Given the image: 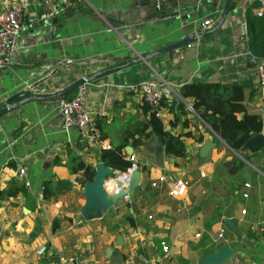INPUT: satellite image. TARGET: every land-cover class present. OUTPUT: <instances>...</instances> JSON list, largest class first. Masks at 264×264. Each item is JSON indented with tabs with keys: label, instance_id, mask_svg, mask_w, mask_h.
Segmentation results:
<instances>
[{
	"label": "crops",
	"instance_id": "obj_1",
	"mask_svg": "<svg viewBox=\"0 0 264 264\" xmlns=\"http://www.w3.org/2000/svg\"><path fill=\"white\" fill-rule=\"evenodd\" d=\"M71 1L73 7L62 5L59 15L44 19L46 6L32 0L12 62L0 71V110L11 107L0 116V189L12 180L30 182L26 192L0 200V264H264V127L243 147L254 172L245 167L231 180L223 168L217 171L218 165L230 160L231 153L239 155L189 109L193 99L180 93L192 82L243 85L248 110L264 120L258 72L249 61L252 50H264V18L252 11L261 0H231L221 25L226 0H219L218 7L212 0H182L181 17L148 22L152 0ZM205 19L216 25L176 51L172 61L167 53L144 60L192 35ZM156 75L174 90L161 118L166 129L175 135L191 132L204 141L183 136L188 156L181 158L165 154L155 133L147 140L136 134L135 139L144 141L138 147L129 138L123 154L140 155L127 202L104 188L122 172L104 165L101 150L120 145L128 131L150 118L140 91L128 86ZM85 77L90 78L83 84L86 104L106 147L88 145L76 128H66L54 102L57 92ZM76 92L68 90L61 97ZM180 102L187 115L179 114ZM207 141L215 146L202 155ZM68 148L94 168L91 181L83 182V171L70 172ZM21 166L27 168L24 177L19 176ZM162 174L187 181L186 194L173 198L167 184L154 186ZM46 180L54 186L63 182L52 200L42 195ZM246 181L253 186L248 199L241 194ZM222 226L232 254L212 261L225 244L195 233ZM161 242L168 244L167 254ZM43 245L47 249L40 255Z\"/></svg>",
	"mask_w": 264,
	"mask_h": 264
},
{
	"label": "trees",
	"instance_id": "obj_2",
	"mask_svg": "<svg viewBox=\"0 0 264 264\" xmlns=\"http://www.w3.org/2000/svg\"><path fill=\"white\" fill-rule=\"evenodd\" d=\"M252 53L264 57V50H252ZM245 86L238 84H229L222 82H192L184 84L180 93L184 98L193 99L192 107L194 111L215 131L229 146L230 149L241 155L238 157L232 154L230 160H223L219 163V168H223L224 175L233 180L246 167V162L250 161V155L243 152V147L248 140L256 134L262 132L264 120L260 114L251 113L246 105ZM254 90L252 89L250 97L252 98ZM165 101H163V105ZM166 105V104H165ZM180 115H187L185 104H178ZM174 111V104L169 107ZM147 110H150L147 105ZM177 118V117H176ZM99 125V122H98ZM150 129L149 132H147ZM155 133L164 147L167 155L175 157H187L188 152L183 140V136H192L197 142H203V136H193L191 132L175 135L167 130L162 119L151 112L147 121L140 122L138 129L128 131L125 140L120 145L111 148L102 149L100 159L108 168L118 171H127L132 162L123 154V149L128 144L129 138H134L136 134L148 139ZM142 138L131 142L134 147L143 144ZM68 153V167L71 173L83 171L84 181H91L95 176V170L91 165L86 164L82 158L70 148ZM242 157L245 159H242ZM63 182L58 180L54 186L52 180H46L42 184V195L45 200H52L58 196L62 189ZM23 182L12 180L5 189H0V200L9 197H15L20 193L27 191ZM238 189V188H237Z\"/></svg>",
	"mask_w": 264,
	"mask_h": 264
},
{
	"label": "built area",
	"instance_id": "obj_3",
	"mask_svg": "<svg viewBox=\"0 0 264 264\" xmlns=\"http://www.w3.org/2000/svg\"><path fill=\"white\" fill-rule=\"evenodd\" d=\"M42 3L46 6V13L44 19H51L59 15L63 9L62 5L66 7H73L74 2L71 0H42ZM32 10V0H19L12 2L11 0H0V71L10 66L14 52L17 46L18 34L24 25L25 17ZM252 11L254 15L260 18H264V0H261L256 4ZM216 25V22L211 19H205L203 22L194 27L192 34L200 39L202 34L212 29ZM186 36H183L185 39ZM180 49H176L179 51ZM249 61L252 63L259 76V93L264 99V57L257 56L253 53L249 55ZM131 90H139L143 101L149 106L150 111L155 114L156 117L162 118L164 111L163 101L166 98H170L174 91L172 86L166 81L158 80H145L138 85H129ZM57 106L60 108L64 125L66 128L74 127L78 130L80 137L88 144L94 145L96 143L106 147V144L102 139V132L98 125V121L91 114L86 104V89L84 85L77 88L76 94L71 98H58L56 101ZM7 106V105H6ZM191 111H194L191 105L188 106ZM140 154H133L127 157L132 162L131 167L114 178L108 179L104 188L112 194H119L124 201H131V193L129 189L131 186V176L133 172L138 168L136 158ZM27 168L21 166L19 169V176L24 177L26 175ZM160 183L167 184V193L170 197L181 198L187 190L188 184L182 178L168 179L165 174L159 176L154 186H158ZM25 186L30 187V182L25 180ZM253 186L250 181H246L243 184V190L241 192L244 199H248ZM42 197V196H41ZM243 215L247 214V210L243 208L241 210ZM207 236L214 243L229 244V239L226 236V228L222 226L219 230L213 232L210 230H200L195 233L196 238H202ZM162 250L164 253H168L170 248L166 242H161ZM46 246L43 245L38 250V254H43L46 251ZM79 264H90L88 261L82 260Z\"/></svg>",
	"mask_w": 264,
	"mask_h": 264
},
{
	"label": "water",
	"instance_id": "obj_4",
	"mask_svg": "<svg viewBox=\"0 0 264 264\" xmlns=\"http://www.w3.org/2000/svg\"><path fill=\"white\" fill-rule=\"evenodd\" d=\"M180 1H182V0H152L150 6L153 9V11L150 14H147L145 22L153 21V20H156V19H159V18L164 19V18H168V17H171V18L181 17L182 16V11L179 10V2ZM212 1H213V5L215 7H218L219 0H212ZM166 5H169L170 7L166 8L167 7ZM230 8H231V0H226L223 13L221 15V18L218 21V25H221L223 23V21L226 19L227 15H228V13L230 11ZM192 35H193V37L195 39L192 37ZM192 35L186 36L185 39H183L182 41H179V42H177L175 44H171V45L165 46L163 48H160L158 50H155L151 54L145 56L144 60H149V59H151V58H153L155 56H159L160 54L167 53L168 57H169V60L172 61L173 58H174V55L176 54V49H180L181 47H183V46H185L187 44H190L193 41H197L198 40L194 34H192ZM89 79H90L89 77L82 78L81 80H78V81L70 84L66 89L57 92L54 95V97L56 99L54 102L56 103L57 99L59 97H61L66 91L78 88L79 86H81L84 83H86L87 81H89ZM158 79H159V76L156 75L155 77L151 78L150 80H158ZM46 97L47 96H36V98H39V99H45ZM22 101L26 102V99H24ZM10 108L11 107H9V106H5L4 108H2L0 110V116L3 115L4 113L9 112ZM213 132L222 141H224L215 131H213ZM214 146H215V143L207 141L204 144L202 155H206V153L211 148H213ZM242 159H244V158L242 157ZM245 162H247V160H245ZM231 254H232V250L230 248V245L227 244L218 253L213 254L211 256V260L212 261H222V260L226 259L227 257H229Z\"/></svg>",
	"mask_w": 264,
	"mask_h": 264
},
{
	"label": "rangeland",
	"instance_id": "obj_5",
	"mask_svg": "<svg viewBox=\"0 0 264 264\" xmlns=\"http://www.w3.org/2000/svg\"><path fill=\"white\" fill-rule=\"evenodd\" d=\"M230 152H232V151H230ZM231 154H233V153H231ZM235 154H236V153H235ZM237 154L239 155L238 157H241V155H240L239 153H237ZM246 164H247L246 167L249 168L251 172H254V169L252 168V166H250L247 162H246ZM247 170H248V169H247ZM260 176H261V175H260Z\"/></svg>",
	"mask_w": 264,
	"mask_h": 264
}]
</instances>
